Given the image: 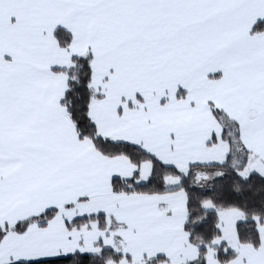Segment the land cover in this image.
Returning a JSON list of instances; mask_svg holds the SVG:
<instances>
[{
	"label": "snow or ice",
	"instance_id": "obj_1",
	"mask_svg": "<svg viewBox=\"0 0 264 264\" xmlns=\"http://www.w3.org/2000/svg\"><path fill=\"white\" fill-rule=\"evenodd\" d=\"M0 264H264V0H0Z\"/></svg>",
	"mask_w": 264,
	"mask_h": 264
}]
</instances>
